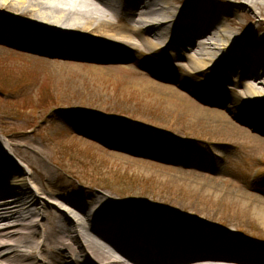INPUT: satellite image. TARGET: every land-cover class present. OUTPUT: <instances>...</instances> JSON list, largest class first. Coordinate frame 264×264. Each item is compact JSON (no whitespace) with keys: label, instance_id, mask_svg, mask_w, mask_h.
Masks as SVG:
<instances>
[{"label":"bare ground","instance_id":"1","mask_svg":"<svg viewBox=\"0 0 264 264\" xmlns=\"http://www.w3.org/2000/svg\"><path fill=\"white\" fill-rule=\"evenodd\" d=\"M0 10L6 13V18L0 16V19L9 23L13 29L8 30L20 38L16 41H21L17 47L36 52L34 59L43 63H48L43 55L55 45L53 35L62 32L84 39L88 33L105 32L101 35L107 44L127 46L140 52L153 50L162 44L163 37L167 45L181 47L180 44L185 46L191 41V35H197L188 54L170 58L171 65L183 73L184 77L178 79L180 85L206 98L207 91L202 94L203 90L194 80L197 72L207 73L209 68L219 73L238 71L233 80L223 79L229 91L220 92L218 96L222 99L211 103L232 113L238 121H245L252 134L264 135V0H0ZM186 20L190 23L182 25ZM245 27L250 30L243 36L245 44L236 45L238 52L249 48L257 51L260 57V65H251L247 74L241 64L242 56H236L233 50L229 52L237 34ZM174 31H181V34L174 36ZM185 32L188 33L183 36ZM2 37L0 23V43L13 45L10 39ZM83 42L73 39L65 50L70 53L75 49L73 46H82V51L88 48L99 51ZM250 43L257 45V49ZM85 44L90 47L84 48ZM53 62V59L49 61ZM63 64L67 65L65 62L57 65ZM76 109L78 114L69 115L71 110L66 109L55 115L69 127L80 118L75 127L81 133L98 141H116V146L127 149L120 134L106 137L103 128L87 126V110ZM220 110L211 108L205 115L216 121ZM8 146L0 144V264H142L133 254L119 249L110 235L97 230V221L104 217L109 195L101 191L80 195L74 190L79 196L59 192L51 167L42 157H37L35 150L12 144L13 151L22 155L27 171L13 162L12 155L6 151ZM28 150L30 153H22ZM254 189V195L245 193L252 198H241L235 217L228 218L229 224L218 230L198 228L184 218H176L174 210H169L173 208L149 210L146 206H125L119 216L123 225L112 232L132 248L134 244L130 241L141 240L147 246L196 244L201 249L215 245L250 249L246 257L207 254L194 258L186 255L168 257L169 261L162 264H264V248L258 246V241L248 239L246 234H239V230L248 227L244 225L253 220L264 230V199L259 196V190L264 195V185ZM187 206L192 208L191 203Z\"/></svg>","mask_w":264,"mask_h":264},{"label":"rangeland","instance_id":"2","mask_svg":"<svg viewBox=\"0 0 264 264\" xmlns=\"http://www.w3.org/2000/svg\"><path fill=\"white\" fill-rule=\"evenodd\" d=\"M3 18L4 35L9 26ZM103 33L88 35L104 40ZM0 47V144L9 145L13 162L27 171L12 144L35 150L51 167L59 192L79 196L99 190L110 196L108 211L168 207L185 218L229 224L237 202L252 198L245 193L254 195V187L264 185V135L252 134L245 121L176 80L151 75L143 65L148 57L139 63L47 57L48 63L54 60L48 64L14 45ZM61 62L67 65H57ZM157 71L167 75L169 68ZM173 73L179 75L176 68ZM3 75L12 78L6 85ZM203 75L195 80L206 87L210 80ZM67 108L69 115L76 108L87 110V126L103 128L106 136L120 134L127 149L76 130L80 118L72 127L60 122L55 114ZM211 108L222 110L216 121L205 115ZM259 196L264 199L261 190ZM244 226L248 234L264 236L257 220Z\"/></svg>","mask_w":264,"mask_h":264}]
</instances>
